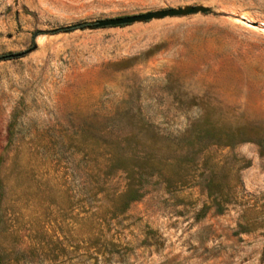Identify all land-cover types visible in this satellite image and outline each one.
Masks as SVG:
<instances>
[{"label":"rangeland","instance_id":"374dc122","mask_svg":"<svg viewBox=\"0 0 264 264\" xmlns=\"http://www.w3.org/2000/svg\"><path fill=\"white\" fill-rule=\"evenodd\" d=\"M195 3L209 10L59 28ZM263 26L264 0H0V264H264L255 142L206 144L120 212L121 160L102 168L167 154L200 114L264 126Z\"/></svg>","mask_w":264,"mask_h":264},{"label":"trees","instance_id":"16d2710c","mask_svg":"<svg viewBox=\"0 0 264 264\" xmlns=\"http://www.w3.org/2000/svg\"><path fill=\"white\" fill-rule=\"evenodd\" d=\"M87 24L86 21H81L59 28L70 30ZM207 122L208 126H206ZM184 131H191V133L187 135L186 132L183 133L167 154L141 150L134 154L110 153L108 155L109 157L105 159V164L108 163V165H103L102 168L110 167L114 160H121L119 163L115 161L114 166L124 171L126 179L124 188L116 194V202L110 205L113 213L124 210L129 201L141 196L144 192L143 182L152 174L159 175L166 184H172L174 181L180 182L183 178L180 171L167 172L166 166L172 168L175 165L176 168L182 169V164L194 161V155L208 143L230 145L238 141L249 140L255 142L260 150H264V126L246 117H241L233 124L219 125L212 119L210 120L207 115L200 114L185 126ZM204 185L207 193H211V187L214 185L210 177L206 179Z\"/></svg>","mask_w":264,"mask_h":264},{"label":"water","instance_id":"95a60500","mask_svg":"<svg viewBox=\"0 0 264 264\" xmlns=\"http://www.w3.org/2000/svg\"><path fill=\"white\" fill-rule=\"evenodd\" d=\"M209 10V6L204 4H184L178 6H167L162 8H155L150 10H145L142 12H136L125 15L118 16H109L96 18L90 21H87L89 27H103L111 25H122L131 23L134 21H145L150 18H160L163 16H172V15H184L189 13L196 12H206ZM264 27V26H263Z\"/></svg>","mask_w":264,"mask_h":264}]
</instances>
